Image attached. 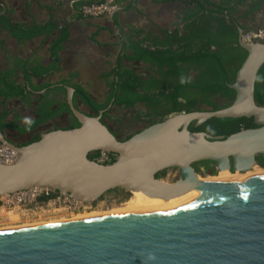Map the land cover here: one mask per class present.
I'll use <instances>...</instances> for the list:
<instances>
[{
  "label": "water",
  "instance_id": "95a60500",
  "mask_svg": "<svg viewBox=\"0 0 264 264\" xmlns=\"http://www.w3.org/2000/svg\"><path fill=\"white\" fill-rule=\"evenodd\" d=\"M238 42L247 55L229 86L235 96L217 110L173 113L128 138L118 139L102 120L76 108L73 88L67 103L79 122L43 132L26 145L0 144L17 152L0 163V194L45 186L93 202L114 190H141L151 196L138 210L0 230V264H264V179L199 183L221 171L246 173L264 158V105L254 98L264 42ZM211 117H253L255 127L226 137L189 129ZM105 151L110 163L89 156ZM209 161L215 174L194 166ZM177 168L180 178L156 176ZM194 194L188 201L178 199Z\"/></svg>",
  "mask_w": 264,
  "mask_h": 264
},
{
  "label": "trees",
  "instance_id": "16d2710c",
  "mask_svg": "<svg viewBox=\"0 0 264 264\" xmlns=\"http://www.w3.org/2000/svg\"><path fill=\"white\" fill-rule=\"evenodd\" d=\"M94 1L100 0L81 3ZM192 2V14L184 20L181 30L165 32L162 37L156 35V54L148 48L153 45L152 43L145 44L140 41L132 43L135 47L143 49L142 53L135 52V58L156 61V83L153 80L143 81L133 71H129V78H126L127 70L120 66L119 60L111 72L116 79H112L108 84L111 95L102 103L92 98L84 86L77 82L71 83L70 79L60 80L56 84L45 80L47 76L60 70L59 52L68 38L67 28L57 29L54 21L42 24L35 21L29 24L14 22L6 1L0 0V32L5 33V37H13L19 42L32 40L41 34L45 35L43 41L50 37L47 62L39 60L16 62L15 66L21 71V81H17L16 71L0 69V98L4 102L0 109V130L3 132L12 128L21 133L32 131L66 111L72 119L70 125L64 129L79 126L65 99L67 86L73 88L72 100L76 108L80 100L81 104H85L96 114L99 110H104L102 120L109 117L107 114L109 104L127 108L135 107L138 102H145L148 110L145 113L138 112V117L156 118L148 125L161 121L173 113L227 107L235 96V91L229 84L234 81L236 71L247 55L246 49L238 42V28L241 27L243 31L249 28L239 22L240 16L236 13L242 6H247L246 15H249L262 6L263 0ZM41 90L44 91L39 92ZM58 93H62L63 98H58L56 95ZM254 98L258 105H264V63L257 72ZM9 99L18 100L24 106V110H13L9 107L10 104H7ZM36 100L40 102L31 106ZM12 112L13 117H9ZM149 115L151 117H147ZM255 126L257 124L254 123L253 117H211L198 126L191 122L189 129L204 131L211 136L226 137L242 128ZM39 138L40 134L36 133L18 146ZM111 155L113 161L115 155ZM89 157L94 158L95 154ZM257 160L264 168V158L259 155ZM198 166H205L207 173L215 174V170L209 166V161H200ZM165 172L166 170H163L156 176H163ZM115 190L118 189L111 191Z\"/></svg>",
  "mask_w": 264,
  "mask_h": 264
},
{
  "label": "crops",
  "instance_id": "0c3cea01",
  "mask_svg": "<svg viewBox=\"0 0 264 264\" xmlns=\"http://www.w3.org/2000/svg\"><path fill=\"white\" fill-rule=\"evenodd\" d=\"M5 1L14 22L29 24L35 21L42 24L54 21L57 29L67 28L68 38L59 53L60 70L45 80L55 82L70 79L71 83L81 84L93 95L98 94L95 93V80L111 78L106 74H111L114 65L124 57L122 48L125 43L140 41L153 44L156 35L162 37L165 32L181 30L184 20L193 10V0H124L113 13L83 17L78 8L81 2L88 0ZM20 10L24 12V19L18 18ZM247 11V6H242L236 13L240 16L239 22L249 29L260 26L264 19V0L258 10L249 15H246ZM0 35V69L16 71L17 81L22 80V75L15 66L16 62L49 60L50 37L43 41L45 35L41 34L32 40L19 42L13 37H5V33L0 32ZM134 56H131L132 60L140 62V58ZM7 104L13 110H24L18 100L9 99ZM3 106L0 98V109ZM9 117H13V112Z\"/></svg>",
  "mask_w": 264,
  "mask_h": 264
},
{
  "label": "built area",
  "instance_id": "2783aa9c",
  "mask_svg": "<svg viewBox=\"0 0 264 264\" xmlns=\"http://www.w3.org/2000/svg\"><path fill=\"white\" fill-rule=\"evenodd\" d=\"M123 1L100 0L88 2L82 4L78 8V12L83 17H97L115 12ZM240 39L246 43L264 42V19L260 26L243 31ZM16 158L17 152L15 150L0 144V163L11 164ZM94 160L98 163L107 164L112 161V155L105 151H98ZM91 203L60 194L45 186H34L12 193L0 194V223L11 219L14 214H31L40 210L64 209L75 213L88 208Z\"/></svg>",
  "mask_w": 264,
  "mask_h": 264
},
{
  "label": "flooded vegetation",
  "instance_id": "af4514ba",
  "mask_svg": "<svg viewBox=\"0 0 264 264\" xmlns=\"http://www.w3.org/2000/svg\"><path fill=\"white\" fill-rule=\"evenodd\" d=\"M148 48L152 52H154L156 54V42L153 43V45H151ZM122 52L124 54L123 55L124 57L122 58L123 60L121 59V62H123V64H121V62L119 64H120L121 67H123L124 70H127V73L125 75L126 78H129V75H130L129 74V71H133V72H135V74L139 75L142 78L143 81L153 80L154 83H156V61L155 62H152L151 59H148L147 61L142 60V59H139L138 61H140V62L136 63L135 60H132L131 59V56H133V54H135V52H140V53L143 52V49L141 47H135V45H132V43L128 42V43H125L123 45ZM59 56H60V54H59ZM116 66H117V64L114 65V67L111 69V71ZM112 76L113 75L110 74V73L106 74V77H111V78L104 79L103 84H104L105 89H102L101 93L95 94V95L91 94L88 91L89 94H90V96L92 98H94L95 100H97L98 102L105 103L108 100V98L110 97V95H111V89L108 86V84L111 83ZM114 79H116V78L114 77ZM57 82L58 81H55L54 83L56 84ZM68 87H70V86H67V88ZM43 91L44 90H41L39 92H43ZM73 93H74V91L72 92V95H73ZM56 95H57L58 98H61V97L63 98V94L62 93H58ZM67 95H68V91H67L66 97H65L66 101H67ZM112 101H113V99H112ZM38 102H40V100H36V102L32 103L31 106H34ZM82 106H86V105L85 104H81L80 103V100H78V109L81 110V111H83L81 109ZM108 106H109V109L107 111V114L109 115V117H111L110 116L111 113H116L117 111L118 112H121V111L131 112L132 111V112H135V113L138 114V112L145 113L148 110L147 105H146L145 102H138L135 107H127V108H118L116 105H112V104H109ZM86 107L88 108V106H86ZM100 111H102V114H103V111L104 110H99V112ZM83 112L86 113V114L88 113V115H96V112L93 111V110H90L89 108H88V110L83 111ZM136 115L133 116V121L132 122L133 123L136 122L135 124H137V126L135 127V129H133V132H129L127 134H124L123 136H119V134L117 132V129L113 128L111 125H109V124H106V125L108 126V128L114 133V135L118 139L124 140V139L128 138L129 136H131L132 134L138 132L142 128L148 126V124L150 123V121L152 119H156V118L152 117V118H148V119H145V120H139L138 116H136ZM147 117H151V115H149ZM58 119H61L62 122H56V120H58ZM71 119H72L71 118V115L66 111L61 116H59L58 118L52 119V120H49V121H46L45 123L37 126L32 131H27L25 133H21V132L15 130V129L8 128V129H5L3 131V133L5 134L6 138L10 142L18 145V144H21V143L29 140L36 133L41 134L43 132H47V131H50V130L54 129L55 127L56 128H65V127H68L70 125ZM103 121H104V118H103ZM96 153H98V152H93L92 155H94ZM194 166L196 167V169L198 171H200V173H202V174H206L207 173L206 172V167L205 166H198V162L195 163ZM166 171H167V169H166ZM161 176H159V177L161 178Z\"/></svg>",
  "mask_w": 264,
  "mask_h": 264
},
{
  "label": "rangeland",
  "instance_id": "374dc122",
  "mask_svg": "<svg viewBox=\"0 0 264 264\" xmlns=\"http://www.w3.org/2000/svg\"><path fill=\"white\" fill-rule=\"evenodd\" d=\"M19 4V2L17 3ZM16 19L17 17L14 16ZM19 19H24V12L20 10V14L18 15ZM1 36V35H0ZM94 88H95V93L98 92L101 93L102 89H105L103 81L99 80L94 82ZM83 111L88 110L86 106H82L81 108ZM137 113L135 112H116V113H111V117L105 118L104 121L106 124L111 125L113 128L117 129V132L119 136H123L124 134H127L129 132H133V129L137 126V124L133 123V116H135ZM126 116V117H125ZM138 116V114L136 115ZM113 117V118H112ZM139 120H145L143 116L138 117ZM56 122H62L61 119L56 120ZM180 176V172L177 168H169L165 172L161 178L168 182H172ZM137 197L133 196L130 191H125L123 189H118L115 191H109L105 194L102 195L99 199L93 201L91 205L84 209L80 210L79 212L72 213L71 211L64 210V209H58V210H40L31 214H23L19 213L17 218L14 219H9L6 222L0 223V228L1 227H8V226H17V225H23V224H29V223H38V222H47L51 220H57V219H66L70 218L75 214L79 213H87L91 211H102V210H108L112 209L114 207L118 206H124L129 203L135 202V199ZM19 217V219H18ZM18 219V220H17Z\"/></svg>",
  "mask_w": 264,
  "mask_h": 264
},
{
  "label": "bare ground",
  "instance_id": "6f19581e",
  "mask_svg": "<svg viewBox=\"0 0 264 264\" xmlns=\"http://www.w3.org/2000/svg\"><path fill=\"white\" fill-rule=\"evenodd\" d=\"M264 179V169H260L255 167L251 171H248L246 173H230L229 171H221L215 176H206L205 178H199V183L201 182H211V181H224V180H262ZM133 196L137 197L135 199V202L129 203L124 206H118L114 207L112 209L108 210H102V211H91L87 213H79L75 214L70 218H62L57 220H51L47 222H36V223H29V224H23V225H17V226H8V227H1L0 230H6V229H15V228H21V227H28V226H35V225H41V224H48V223H56V222H62V221H68V220H74V219H80V218H87V217H93V216H99V215H107V214H114V213H120L130 210H138L142 209L147 205V202L151 198V196H148L141 190H134L131 192ZM195 196L194 194H184L182 196H178L177 198L186 202L191 197ZM17 214H14L11 216V220L17 218ZM19 219V217H18ZM17 219V220H18ZM13 221V220H12Z\"/></svg>",
  "mask_w": 264,
  "mask_h": 264
}]
</instances>
